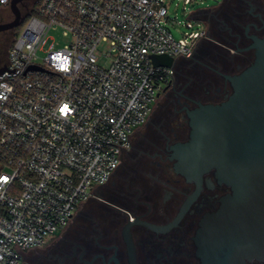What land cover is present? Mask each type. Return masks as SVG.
<instances>
[{"label":"built area","instance_id":"2783aa9c","mask_svg":"<svg viewBox=\"0 0 264 264\" xmlns=\"http://www.w3.org/2000/svg\"><path fill=\"white\" fill-rule=\"evenodd\" d=\"M168 2L37 0L0 65V264H22L111 179L173 80L150 56L192 55L205 30L188 21L175 39ZM52 29L67 44H48Z\"/></svg>","mask_w":264,"mask_h":264},{"label":"flooded vegetation","instance_id":"af4514ba","mask_svg":"<svg viewBox=\"0 0 264 264\" xmlns=\"http://www.w3.org/2000/svg\"><path fill=\"white\" fill-rule=\"evenodd\" d=\"M29 1L18 4L20 12ZM213 9L197 13L207 27L197 42L205 38L217 48H212L213 65L207 69L219 86L210 90V83L204 88L201 96L205 99L178 93L183 101L177 96L173 113L180 115L181 122L167 130L154 128L157 142L155 149L141 152L145 161L137 166L119 165L108 183L95 189L86 201L97 204L87 218L90 223L81 229H62L47 245L29 251L22 264H202L195 242L199 223L205 215L217 212L221 199L232 190L218 182L214 170L203 174L199 183L186 181L175 172L171 148L189 140L188 111L198 104L227 100L232 87L226 77L248 68L255 59L254 38L264 39V0H222ZM12 20L10 12L7 18L0 17V26ZM12 30L0 31V48ZM6 59V55L1 57L0 65ZM242 230L244 241L239 245L231 240L228 259L238 262L241 246L244 264H264V229Z\"/></svg>","mask_w":264,"mask_h":264},{"label":"water","instance_id":"95a60500","mask_svg":"<svg viewBox=\"0 0 264 264\" xmlns=\"http://www.w3.org/2000/svg\"><path fill=\"white\" fill-rule=\"evenodd\" d=\"M22 1L10 0L13 20L1 25L0 31L22 22L18 9ZM252 47L256 50L253 63L240 74L226 77L232 87L227 100L198 104L188 111L189 140L171 148L175 172L186 181L199 183L203 174L214 170L218 182L232 190L221 199L218 211L199 223L195 242L202 264H244L241 246L238 262L228 259L229 243L241 245L242 229H264V39L254 38ZM150 59L154 67L173 68L176 62L165 55ZM4 70L0 67V73Z\"/></svg>","mask_w":264,"mask_h":264},{"label":"rangeland","instance_id":"374dc122","mask_svg":"<svg viewBox=\"0 0 264 264\" xmlns=\"http://www.w3.org/2000/svg\"><path fill=\"white\" fill-rule=\"evenodd\" d=\"M221 2L222 0H193L189 5H185L183 0H169L166 5L167 17L170 19V22H168V27L171 30L174 38L181 39L185 32L190 31L185 27V23L188 21L193 24V30L204 29L207 31V27L202 21L198 20L199 16L195 17V13H212L215 11L213 7L218 6ZM217 10L219 11L220 8L217 7L216 11ZM9 13L10 10L8 6L0 7V15L2 17L7 18ZM22 28V25L17 28L16 37L21 32ZM47 35L48 44L54 43L56 48H61L69 41V37L64 36L60 29H52ZM213 47L214 50H217L215 45L210 44L205 40V38H203L200 43L196 42L194 55L188 58L179 57L176 59L175 65L173 67V80L169 86L170 89L160 93V97L156 99V102L152 105V111L148 117V120L143 126L137 128L132 134L130 140L133 149L131 148L128 152L122 155L120 165L127 167V165L137 166L138 164H141L143 161H145V158L141 152L150 151L152 148H154L153 146L157 142L154 128L156 130L161 128L167 130L169 127L174 128L176 123L181 122L180 115H178V113H176L177 115L173 113V104L175 103L177 96L178 98L180 97L178 93H181L185 96L196 94L199 97L203 95V90L207 89L210 83L212 84L210 90L219 86V83H217L215 80H212L213 76L207 69L208 66L213 65L212 57L215 55L214 51L212 50ZM104 49H106V46L101 48V50ZM180 98L181 101H183L182 97ZM205 98L207 97H203V99ZM165 125L166 127L164 128ZM92 202H94L95 205H88L86 202L77 208V210L74 212V217L67 228L81 229L90 223L87 218L91 214H94V210L96 209L97 205L95 201ZM58 233L59 231L55 233L45 245H47L53 237L57 236Z\"/></svg>","mask_w":264,"mask_h":264},{"label":"trees","instance_id":"16d2710c","mask_svg":"<svg viewBox=\"0 0 264 264\" xmlns=\"http://www.w3.org/2000/svg\"><path fill=\"white\" fill-rule=\"evenodd\" d=\"M36 3H37V0H30L28 3H27V6L24 7L22 10H21V14H22V22L19 24V26L15 27L9 34H8V37L7 39H5V42H4V45L0 48V58L3 56L6 55L7 57V52H8V49L10 48V46L13 44L15 38H16V35H17V28L20 27L23 22L30 16V15H33L35 13V6H36ZM0 17H2L0 15ZM7 61V59H6ZM5 61V62H6ZM4 61H2V64H5ZM164 91V90H163Z\"/></svg>","mask_w":264,"mask_h":264},{"label":"snow or ice","instance_id":"6c2138e0","mask_svg":"<svg viewBox=\"0 0 264 264\" xmlns=\"http://www.w3.org/2000/svg\"><path fill=\"white\" fill-rule=\"evenodd\" d=\"M62 112H67L68 111V108L67 106L65 105L64 108L61 109ZM0 179H4L6 180V178H0Z\"/></svg>","mask_w":264,"mask_h":264},{"label":"crops","instance_id":"0c3cea01","mask_svg":"<svg viewBox=\"0 0 264 264\" xmlns=\"http://www.w3.org/2000/svg\"><path fill=\"white\" fill-rule=\"evenodd\" d=\"M197 13H198V12L195 13V17H197ZM197 19H198V18H197ZM198 20H199V19H198Z\"/></svg>","mask_w":264,"mask_h":264}]
</instances>
